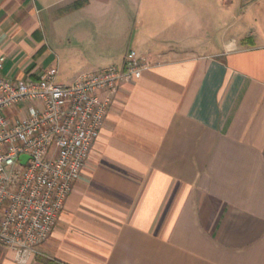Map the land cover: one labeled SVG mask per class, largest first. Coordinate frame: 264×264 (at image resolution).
Instances as JSON below:
<instances>
[{"label":"crops","instance_id":"0c3cea01","mask_svg":"<svg viewBox=\"0 0 264 264\" xmlns=\"http://www.w3.org/2000/svg\"><path fill=\"white\" fill-rule=\"evenodd\" d=\"M209 4L216 42L201 36ZM129 51L148 68L108 94L28 264H264V0H0L9 82L55 69L70 85ZM0 264H15L2 247Z\"/></svg>","mask_w":264,"mask_h":264},{"label":"built area","instance_id":"2783aa9c","mask_svg":"<svg viewBox=\"0 0 264 264\" xmlns=\"http://www.w3.org/2000/svg\"><path fill=\"white\" fill-rule=\"evenodd\" d=\"M147 68L129 51L122 68L84 73L70 85L56 82L55 69L14 83L0 75V247L15 264L40 255L90 157L108 94Z\"/></svg>","mask_w":264,"mask_h":264},{"label":"rangeland","instance_id":"374dc122","mask_svg":"<svg viewBox=\"0 0 264 264\" xmlns=\"http://www.w3.org/2000/svg\"><path fill=\"white\" fill-rule=\"evenodd\" d=\"M196 7V6H195ZM218 14V7L213 5V4H209V5H205V7L201 6V36L203 37H207V39H213V42H216V36L217 33H215V20H216V16ZM193 31H191V35H192ZM201 37V39H202ZM192 40L190 42V46H192ZM212 44H210V50H212V48L214 47ZM208 48L205 47H201V51L205 50Z\"/></svg>","mask_w":264,"mask_h":264},{"label":"water","instance_id":"95a60500","mask_svg":"<svg viewBox=\"0 0 264 264\" xmlns=\"http://www.w3.org/2000/svg\"><path fill=\"white\" fill-rule=\"evenodd\" d=\"M21 160H22V162H24L26 160V158L23 156V157H21Z\"/></svg>","mask_w":264,"mask_h":264},{"label":"trees","instance_id":"16d2710c","mask_svg":"<svg viewBox=\"0 0 264 264\" xmlns=\"http://www.w3.org/2000/svg\"><path fill=\"white\" fill-rule=\"evenodd\" d=\"M53 264V263H52Z\"/></svg>","mask_w":264,"mask_h":264}]
</instances>
